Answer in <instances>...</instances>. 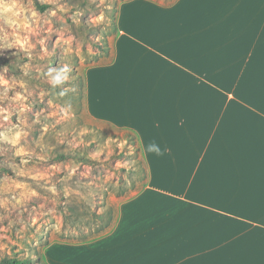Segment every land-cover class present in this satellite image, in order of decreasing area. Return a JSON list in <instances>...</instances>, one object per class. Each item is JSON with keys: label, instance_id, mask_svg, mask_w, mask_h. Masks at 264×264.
Wrapping results in <instances>:
<instances>
[{"label": "crops", "instance_id": "1", "mask_svg": "<svg viewBox=\"0 0 264 264\" xmlns=\"http://www.w3.org/2000/svg\"><path fill=\"white\" fill-rule=\"evenodd\" d=\"M111 55L86 74L87 112L137 136L147 180L111 233L68 247L98 250L90 264H264V0L127 2Z\"/></svg>", "mask_w": 264, "mask_h": 264}, {"label": "rangeland", "instance_id": "2", "mask_svg": "<svg viewBox=\"0 0 264 264\" xmlns=\"http://www.w3.org/2000/svg\"><path fill=\"white\" fill-rule=\"evenodd\" d=\"M130 1L0 0V261L90 264L98 250L68 246L111 233L120 204L143 189L137 136L91 119L85 98Z\"/></svg>", "mask_w": 264, "mask_h": 264}, {"label": "trees", "instance_id": "3", "mask_svg": "<svg viewBox=\"0 0 264 264\" xmlns=\"http://www.w3.org/2000/svg\"><path fill=\"white\" fill-rule=\"evenodd\" d=\"M132 139V138H130ZM131 141V140H130ZM63 155H56L57 158H62ZM108 222L103 224V227H108ZM0 264H32V261L30 259L24 258H18V257H6L0 261Z\"/></svg>", "mask_w": 264, "mask_h": 264}, {"label": "clouds", "instance_id": "4", "mask_svg": "<svg viewBox=\"0 0 264 264\" xmlns=\"http://www.w3.org/2000/svg\"><path fill=\"white\" fill-rule=\"evenodd\" d=\"M52 71L55 72V71H57V70L53 69ZM63 71H64L65 73H67V72H68V69L65 68ZM50 75H51V72H50ZM63 79H64V80H67V79H68V76L65 74L64 77H63ZM51 83L53 84V86H57V85H59V84L62 83V80H61L60 76L57 75V76H54V77L52 78Z\"/></svg>", "mask_w": 264, "mask_h": 264}]
</instances>
